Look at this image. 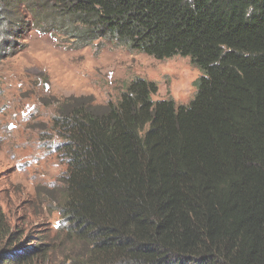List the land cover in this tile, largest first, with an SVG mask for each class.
Listing matches in <instances>:
<instances>
[{"label": "trees", "instance_id": "obj_1", "mask_svg": "<svg viewBox=\"0 0 264 264\" xmlns=\"http://www.w3.org/2000/svg\"><path fill=\"white\" fill-rule=\"evenodd\" d=\"M31 23L201 76L184 105L140 77L105 105L54 100L65 170L40 201L72 247L0 207V264H264V0H0V56Z\"/></svg>", "mask_w": 264, "mask_h": 264}, {"label": "rangeland", "instance_id": "obj_2", "mask_svg": "<svg viewBox=\"0 0 264 264\" xmlns=\"http://www.w3.org/2000/svg\"><path fill=\"white\" fill-rule=\"evenodd\" d=\"M18 32L22 39L15 53L0 56V207L12 225L30 235L52 230L61 257V250L72 246L57 231L59 213L40 201L60 187L65 170L59 139L51 131L54 100L91 97L105 105L140 77L158 85L153 101L184 105L194 98L201 73L188 58L158 61L106 40L80 48L71 38L32 23Z\"/></svg>", "mask_w": 264, "mask_h": 264}]
</instances>
